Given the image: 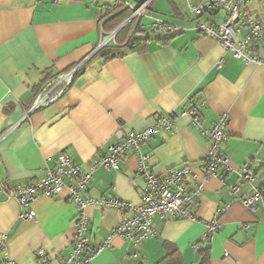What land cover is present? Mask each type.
<instances>
[{"label":"crops","instance_id":"1","mask_svg":"<svg viewBox=\"0 0 264 264\" xmlns=\"http://www.w3.org/2000/svg\"><path fill=\"white\" fill-rule=\"evenodd\" d=\"M54 1L0 0V183H34L55 166L61 154L88 170L108 155L118 129L142 132L170 114L176 117L174 127L167 132L160 129L140 151L149 155L158 174L188 163L202 180L208 142L189 118L180 116L190 105H197L205 129L227 116L221 153L235 171L203 181L193 209L196 220L155 218L156 238L133 249L115 237L92 264H156L168 246L178 251L183 264H199L200 250L206 247L210 264H264V191L255 212L233 201L228 192L229 186L239 183L238 170L248 162L255 169L254 185L264 186V64L236 60L219 44L199 35L198 21L218 25L223 14H204L197 20L187 0H153L150 6L151 16L184 30L167 44L148 41L140 51H129L124 46L132 21L107 46L119 49L120 56L92 55L113 31L108 28L114 22L103 25L106 13L101 16L90 0ZM105 2L109 10L114 9L112 0ZM246 2L245 11L264 23V0ZM138 36L142 35L134 38ZM252 50L264 60L260 45L253 44ZM91 55L61 99L27 115L50 77ZM142 183L138 159L129 152L118 171L97 169L87 192L93 198L117 197L137 205ZM248 190L249 186L241 185L239 197ZM222 206L227 209L220 218V230L205 241V226ZM31 208L35 221L21 222L19 204L0 195V240L5 236L10 262L35 264V253L44 250L50 264H62L73 248L75 205L64 191L58 197L38 198ZM86 214L93 250L117 227L120 213L90 206ZM0 264H4L2 258Z\"/></svg>","mask_w":264,"mask_h":264},{"label":"built area","instance_id":"2","mask_svg":"<svg viewBox=\"0 0 264 264\" xmlns=\"http://www.w3.org/2000/svg\"><path fill=\"white\" fill-rule=\"evenodd\" d=\"M91 5L98 8L101 16L111 7L105 0H90ZM190 5V14L199 19L204 14L220 12L223 19L218 25L207 22H197L195 31L210 38L229 52L236 60L245 64H264V60L257 57L253 44H258L264 49V23L255 20L245 11L246 0H187ZM54 3H59L55 0ZM113 8L127 11L129 17L115 30L105 35L94 55L106 48L115 40L117 34L130 22L134 27L130 38L138 34L153 35L162 39H169L184 30L176 25L163 22L149 14L150 0L135 4L134 0H112ZM148 20V24L142 21ZM102 33H104L102 31ZM243 33V34H242ZM88 56L66 72L58 74L48 80L37 92L27 115L45 109L61 99L77 74L92 57ZM220 66V63L217 67ZM191 120L200 135L208 142V154L203 162L200 180L188 163L179 168H171L163 174L156 173L149 163V155L140 151L142 144L148 142L160 129L170 131L175 124L176 117L172 114L160 116L154 127L142 132L125 133L118 129L115 132L116 144L109 148V153L100 161L93 162L88 170L75 165L65 154L57 157L52 169H46L42 176L34 183L25 185H11L0 183V195L15 200L19 204L18 220L21 222H34L35 214L32 204L40 197H58L64 191L68 193V200L77 209L75 217L73 248L62 264H92L94 258L103 250L111 246L113 238L117 237L128 242L133 249L158 236L153 227V220H189L196 217L193 209L197 205L198 197L203 189V181L209 178H222L233 173L235 169L228 159L221 153L222 146L227 139V116L222 115L217 124L210 129H205L198 118V106L190 105L180 114ZM132 152L138 159V173L142 178L140 190V203L133 205L117 197L93 198L87 190L93 173L102 168L107 171H118L120 162ZM239 183L228 188L229 196L233 201H238L249 212H255L262 195L254 185L255 169L252 162L246 163L238 170ZM241 185L249 186L248 193L239 197ZM90 206L111 208L120 213V221L106 240L91 250V241L87 237L88 218L86 210ZM227 207L222 206L216 210L214 219L206 224L203 239L210 240L220 230V218ZM197 249V246H194ZM0 258L4 264H12L9 260L5 236L0 240ZM35 264H50L47 253L39 250L35 253Z\"/></svg>","mask_w":264,"mask_h":264},{"label":"trees","instance_id":"3","mask_svg":"<svg viewBox=\"0 0 264 264\" xmlns=\"http://www.w3.org/2000/svg\"><path fill=\"white\" fill-rule=\"evenodd\" d=\"M146 1H149V0H134V2H136L138 4L146 2ZM152 3H153V0H150V6L152 5ZM107 17H108V19L104 22L103 25H105L108 22H114L108 28L109 31L115 30L127 19V15H125L124 11H121V10L118 11L115 8L113 10H109L106 12L104 19ZM148 41H155L160 45H165L170 41V38L169 39H162V38L157 37V36L145 35L144 40H139L136 38H130L124 47L126 49H128L129 51H134V50L140 51L142 46ZM118 50L119 49H117V48L106 47V48L98 51L97 54H100L101 56L105 57L106 59H110V58H115V57L121 55V53H119ZM77 75H76V77H77ZM53 77H50L49 79H51ZM259 190H260L261 195L263 196L264 186H261L259 188ZM156 264H183V263H182V260H181V257L179 255L178 251L174 247L168 246L165 256ZM199 264H210L209 248L208 247L200 250V262H199Z\"/></svg>","mask_w":264,"mask_h":264},{"label":"water","instance_id":"4","mask_svg":"<svg viewBox=\"0 0 264 264\" xmlns=\"http://www.w3.org/2000/svg\"><path fill=\"white\" fill-rule=\"evenodd\" d=\"M137 39L144 40V36H138Z\"/></svg>","mask_w":264,"mask_h":264}]
</instances>
